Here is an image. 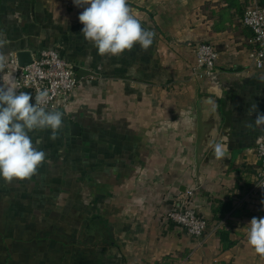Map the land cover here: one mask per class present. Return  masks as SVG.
Returning a JSON list of instances; mask_svg holds the SVG:
<instances>
[{"label": "crops", "instance_id": "1", "mask_svg": "<svg viewBox=\"0 0 264 264\" xmlns=\"http://www.w3.org/2000/svg\"><path fill=\"white\" fill-rule=\"evenodd\" d=\"M253 1L264 3L128 0L153 44L101 56L73 0H0L6 58L55 48L77 76L88 70L59 109L57 138L29 133L46 153L37 174L0 179V264H264L246 236L251 219L264 218L256 189L264 130L245 126L254 125L253 104L264 113V71L251 63L253 32L242 21ZM202 41L219 52L205 76L193 69ZM199 101L217 123L200 182ZM217 143L226 148L220 159ZM188 189L208 221L199 237L166 216Z\"/></svg>", "mask_w": 264, "mask_h": 264}, {"label": "clouds", "instance_id": "2", "mask_svg": "<svg viewBox=\"0 0 264 264\" xmlns=\"http://www.w3.org/2000/svg\"><path fill=\"white\" fill-rule=\"evenodd\" d=\"M73 3L83 8L78 16L83 25L81 33L99 55L120 56L136 44L146 51L153 44L155 32L142 26L128 0H73ZM5 44L4 34L0 33V49ZM5 66L6 57L0 53V72ZM18 89L12 77L0 83V179L8 183L30 179L46 160V153L37 147L41 141L37 139L33 143L29 133L50 129V139L55 140L63 127V113L55 108L46 110L43 106L48 101L46 90L39 91L33 103L31 93ZM252 108L257 110L254 125L245 126L264 130V113L258 111L256 104ZM261 150L264 151V147ZM214 155L223 158L225 146L214 145ZM248 225L247 243L264 259V218L253 217Z\"/></svg>", "mask_w": 264, "mask_h": 264}, {"label": "built area", "instance_id": "3", "mask_svg": "<svg viewBox=\"0 0 264 264\" xmlns=\"http://www.w3.org/2000/svg\"><path fill=\"white\" fill-rule=\"evenodd\" d=\"M243 23L251 28V42L255 48L250 52V60L254 67L264 71V3L253 1L244 11ZM219 59V52L212 42L202 41L195 46V62L193 69L200 76L211 73ZM12 72L19 85V91L29 92L34 97L39 91L46 90L48 101L43 105L46 110L62 109L67 106L77 90L79 79L73 64L55 48L42 49L33 54V60L21 66L16 53L6 58V66L0 72V80L5 81ZM0 81V83H2ZM264 139L256 147L260 162V171L256 189L264 193ZM194 189H188L186 195L166 214L167 219L185 228L191 235L202 236L208 229V221L201 214L192 199Z\"/></svg>", "mask_w": 264, "mask_h": 264}, {"label": "water", "instance_id": "4", "mask_svg": "<svg viewBox=\"0 0 264 264\" xmlns=\"http://www.w3.org/2000/svg\"><path fill=\"white\" fill-rule=\"evenodd\" d=\"M19 64L24 66L30 63L33 60V54L30 50H19L17 53ZM88 70L80 69L78 71V79L87 74ZM199 119H198V133H197V142H196V168H197V177L200 182L201 172L200 167L205 158L207 149L211 142L212 131L217 126L215 117L207 118L203 110V105L199 101L198 105ZM73 133L77 134L79 132V126L73 125Z\"/></svg>", "mask_w": 264, "mask_h": 264}, {"label": "trees", "instance_id": "5", "mask_svg": "<svg viewBox=\"0 0 264 264\" xmlns=\"http://www.w3.org/2000/svg\"><path fill=\"white\" fill-rule=\"evenodd\" d=\"M156 264H163V263H161V262H158V263H156Z\"/></svg>", "mask_w": 264, "mask_h": 264}]
</instances>
